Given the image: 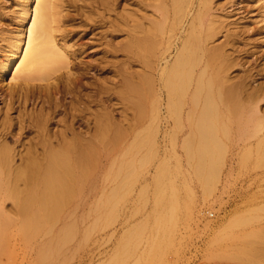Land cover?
<instances>
[{"label":"bare ground","instance_id":"6f19581e","mask_svg":"<svg viewBox=\"0 0 264 264\" xmlns=\"http://www.w3.org/2000/svg\"><path fill=\"white\" fill-rule=\"evenodd\" d=\"M31 1L22 2L24 18ZM221 1L93 0L79 13L82 28L65 30L81 46L68 58L48 36L51 0H36L29 28L14 32L0 59V264H7L2 256L12 264L14 224L29 239L55 222L62 226L35 262L62 264L63 245L77 234L76 209L91 202L105 217L102 208L136 185L155 190L153 224L170 222L169 158L175 169L185 159L207 188L231 143L244 167L264 176V25L222 19ZM7 200L15 216L4 209ZM139 229L111 264L133 254ZM229 237L231 252L222 251L226 237L210 238L223 255L210 249L198 264L257 263L259 235ZM171 240H150L144 264L161 261Z\"/></svg>","mask_w":264,"mask_h":264},{"label":"rangeland","instance_id":"374dc122","mask_svg":"<svg viewBox=\"0 0 264 264\" xmlns=\"http://www.w3.org/2000/svg\"><path fill=\"white\" fill-rule=\"evenodd\" d=\"M24 1L0 0V59L6 54V48L13 44L15 33L22 29L25 34L30 26L36 0H32L29 4L30 10L25 18V15L21 12L22 2ZM92 1L51 0L56 15H53L54 21L51 22L48 36L51 35L50 39L54 42L51 43L55 44L53 49L57 46L59 51L62 49L60 53L68 55L69 58L72 50H78L81 47L76 44L74 46L73 42L76 37H72L73 40L70 39L72 32L69 33L68 30L67 32L65 30L75 27L76 32L82 28L79 25V13ZM221 2L225 3V9L227 8L225 11L228 16L221 15L222 19L232 21L238 25L246 23L245 25L250 27L264 25V0H222ZM67 9L72 10L73 13L70 22L68 21L69 17L66 16ZM225 11H223V14H225ZM85 39L87 40V37ZM23 46L25 44H22ZM57 47L56 50H58ZM66 48L67 51L64 50ZM3 52L5 53L3 54ZM64 55L62 56L67 58ZM1 105L0 98V107ZM164 144H166V148L170 149V141ZM228 148L229 150L233 149V153H228L221 161H218L219 163L217 162L216 173L211 175V182L208 183L207 188L203 185L202 180L200 182L199 178H195L192 168L185 159H180L177 169H175L177 166L175 160L173 158L167 159L170 176L175 183L174 212L168 223L153 224L154 214L160 210V207L154 201L155 190L151 187L141 190L139 185H136L133 191L131 190L120 197L113 207L106 206L102 208V214L103 216L105 214V217L98 218V210L96 211L94 204L91 202L76 209L71 221L76 225L77 234L63 245L65 255L61 260L62 264H111L116 256L120 258L119 251L122 250L123 244H132V237L136 235L134 231L137 228H141V230H138L140 237L137 246L133 254L127 257L124 264H136L137 262L144 264L147 262L145 253L153 245L149 241L160 239L163 234L171 236V247L169 248L170 245L167 247L169 251L167 248L164 249L166 255L162 256L161 261H157L155 264H169L166 262H170V264H198L202 252H204V256H207L205 258L208 259L210 253L208 250L210 249L211 253L213 250V252L218 250V252L216 251L218 256L219 254L223 255V252L220 251L222 246V251L225 254L231 252L230 246L226 244L229 243L228 240L230 241V239L227 240V236L234 238L236 235L251 234L259 235L260 239L258 240H262L259 244L261 245L258 250L259 253L256 252L258 253L257 257L260 259H255H257L256 264H264V253L260 251L264 249V176H260L258 170H249L250 168L244 167L235 145L228 143ZM155 163L156 161H151V164H146L149 166L148 177L154 172ZM107 188L105 194L109 193V188ZM4 209L10 214H14L9 200L5 201ZM12 216H15V214ZM14 225L17 226V224ZM16 226H13L12 234L9 235L12 258L8 260L12 264H36L37 250L62 225L55 222L29 239L18 235ZM166 231L167 233H165ZM161 232L163 233L161 234ZM82 235H87L84 241L80 240ZM223 236L226 237L224 238L226 240H222V244L226 241L224 244L226 246L218 245L220 243L218 242V244L215 243L216 245L211 244L213 247L215 246V248H212L207 243L210 238H223ZM204 248L206 251H204ZM4 258L5 256L1 257L2 261L8 264L9 262L6 259L5 261Z\"/></svg>","mask_w":264,"mask_h":264}]
</instances>
